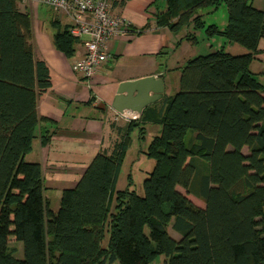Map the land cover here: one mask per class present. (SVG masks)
Instances as JSON below:
<instances>
[{
	"label": "trees",
	"instance_id": "16d2710c",
	"mask_svg": "<svg viewBox=\"0 0 264 264\" xmlns=\"http://www.w3.org/2000/svg\"><path fill=\"white\" fill-rule=\"evenodd\" d=\"M129 1L111 0V9ZM158 1L165 8L158 27L186 30L182 40L192 46L202 33L246 53L196 56L180 69L179 90L143 110L141 122L161 129L146 151L155 164L142 195L131 182L116 189L129 135L144 130L134 121L119 130L110 152L94 156L73 189L61 192L53 210L41 166L25 160L49 71L35 59L22 0H0V264H149L158 254L164 264H264V69L250 70L264 39V12L252 0ZM221 6L225 27L205 25L202 10ZM78 42L66 28L53 40L67 57ZM11 241L22 244V259Z\"/></svg>",
	"mask_w": 264,
	"mask_h": 264
},
{
	"label": "crops",
	"instance_id": "0c3cea01",
	"mask_svg": "<svg viewBox=\"0 0 264 264\" xmlns=\"http://www.w3.org/2000/svg\"><path fill=\"white\" fill-rule=\"evenodd\" d=\"M154 1L131 0L122 8L112 10V14L122 16L130 23V30L108 42L111 59L101 65L90 80L72 70V64L83 56L84 39L75 45L72 57L63 55L54 46L55 34L67 27L68 19L39 4L22 2L20 5L32 20L35 59L45 63L51 83L49 90L37 100L41 121L25 160L41 166L45 197L49 201L46 194L55 193L58 206L61 192L73 189L94 156L101 151L110 152L114 142L125 131L127 124L113 121L112 104L119 85L163 74L162 98L172 96L179 90L180 69L187 61L213 51L210 41L214 38L208 41L204 53H201L182 40L186 30L172 34L167 28L158 27L157 13L165 8L163 1ZM251 2L255 9L264 12V0ZM205 11L208 13L209 10ZM258 49L259 54L250 65L251 72L256 75L264 69V39L260 40ZM173 74H177L178 79L171 82ZM96 97L100 101L93 105ZM140 118L136 123L145 131V124L150 120L141 122ZM160 129L159 125L155 126V136ZM119 181L120 175L116 189L122 190Z\"/></svg>",
	"mask_w": 264,
	"mask_h": 264
},
{
	"label": "built area",
	"instance_id": "2783aa9c",
	"mask_svg": "<svg viewBox=\"0 0 264 264\" xmlns=\"http://www.w3.org/2000/svg\"><path fill=\"white\" fill-rule=\"evenodd\" d=\"M28 4H39L54 10L68 19V34L82 42L83 56L72 64V70L90 80L101 65L111 58L107 44L116 36L130 30V23L122 16L112 14L111 0H22ZM99 98L93 100L97 105ZM114 122L130 123L140 115L130 111L113 109Z\"/></svg>",
	"mask_w": 264,
	"mask_h": 264
},
{
	"label": "rangeland",
	"instance_id": "374dc122",
	"mask_svg": "<svg viewBox=\"0 0 264 264\" xmlns=\"http://www.w3.org/2000/svg\"><path fill=\"white\" fill-rule=\"evenodd\" d=\"M202 13L204 14L203 21L205 25L216 24L217 27H219L220 29H222V27L223 28L225 27L227 23V12L224 6L218 8V10L215 11L214 13L208 14L206 13V11L203 10ZM198 39H199V44L196 47L194 46L193 48L194 50L204 53L203 50L205 49V46L208 43V41L205 40V37L202 33H199ZM210 44H212L213 51H215V49L219 50L220 47H223L220 48V50L229 53L233 56L243 55L246 53V50L241 46L228 43L226 42V40L221 38H214L213 40L210 41ZM170 79L171 82L177 81L178 75L173 74L170 76ZM145 125H146L145 126L146 129L145 131H143L142 134H140L139 128H136L129 135V140H130L129 147L127 149L126 156L122 164V168L120 172V181H119V188H123V189L127 186L129 182H131L138 195H142V183L144 179L152 172L155 164L154 160L146 155V151L150 144V141L155 136L154 129L155 126H157V124L155 122L150 121ZM180 191L183 192L182 190ZM46 196L49 199L50 207L53 210H55L58 207L56 194L53 192H48ZM189 197L191 198V200H193L196 206L202 208L204 207L203 203L200 200L192 196ZM169 233L171 234L172 238H175L177 240L180 238V236L174 233L170 228H169ZM106 246H107V237H105L104 241L102 242V247L105 248ZM9 247L12 250L11 252L17 259H22L23 246L21 243L11 241L9 243ZM164 260H165L164 256L158 254L151 259L149 264H164ZM111 264H119V263L115 261Z\"/></svg>",
	"mask_w": 264,
	"mask_h": 264
},
{
	"label": "water",
	"instance_id": "95a60500",
	"mask_svg": "<svg viewBox=\"0 0 264 264\" xmlns=\"http://www.w3.org/2000/svg\"><path fill=\"white\" fill-rule=\"evenodd\" d=\"M163 74L147 77L133 82L121 83L114 98L112 108L130 111L141 115L143 110L162 98ZM149 93H152L149 96Z\"/></svg>",
	"mask_w": 264,
	"mask_h": 264
}]
</instances>
